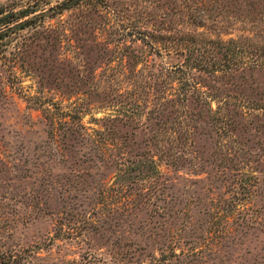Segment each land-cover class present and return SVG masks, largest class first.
I'll return each mask as SVG.
<instances>
[{"label": "rangeland", "instance_id": "374dc122", "mask_svg": "<svg viewBox=\"0 0 264 264\" xmlns=\"http://www.w3.org/2000/svg\"><path fill=\"white\" fill-rule=\"evenodd\" d=\"M6 264H264V0H0Z\"/></svg>", "mask_w": 264, "mask_h": 264}, {"label": "trees", "instance_id": "16d2710c", "mask_svg": "<svg viewBox=\"0 0 264 264\" xmlns=\"http://www.w3.org/2000/svg\"><path fill=\"white\" fill-rule=\"evenodd\" d=\"M0 264H6V262H4L3 260H2V257L0 256Z\"/></svg>", "mask_w": 264, "mask_h": 264}]
</instances>
